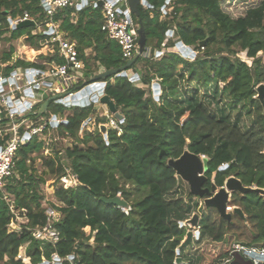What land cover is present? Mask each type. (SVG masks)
Segmentation results:
<instances>
[{
    "label": "trees",
    "instance_id": "1",
    "mask_svg": "<svg viewBox=\"0 0 264 264\" xmlns=\"http://www.w3.org/2000/svg\"><path fill=\"white\" fill-rule=\"evenodd\" d=\"M148 1L151 7L139 6L148 54L140 56L131 68L139 78L131 80L133 73L129 72L108 78L105 87V94L123 115L118 118L121 133L110 129L106 139L98 129L90 132L84 128L95 112L92 103L70 106L72 114L59 124L79 143L65 149L68 163L63 157L45 156L43 164L60 176L71 167L79 183L55 190L62 202L58 207L62 217L56 223L61 238L55 245L35 239L31 231L47 220L38 191L43 179L30 168L36 160L33 154L40 152L46 141L32 135L18 148L14 172L5 189H0V264H41L51 261L53 253L63 258L62 264H71L69 256L75 264H222L229 257L238 241L233 230L239 224L233 219L228 222L215 207L205 210L201 197L191 192L189 183L168 162L188 149L208 158L205 186L215 183L221 187L234 175L244 185L264 188V105L258 98V86L264 83V58L259 56L264 51V0L239 17L225 12L220 0ZM76 10L60 9L53 19L77 41L86 74L99 66L124 65L127 61L121 46L101 29V7L82 8L73 23ZM25 12L34 18L46 17L42 0H0V36L6 31L12 39L26 35L31 44L40 47L39 40L46 34H32L36 25L12 28L10 24V19ZM133 18L140 23L138 16ZM171 30L173 36H169ZM179 41L201 55L189 57L179 49L170 50ZM235 46L245 51L246 59L222 54L234 52ZM86 48H92L88 55ZM158 51L163 53L157 55ZM13 52L11 46L0 56V67L12 60ZM47 59L65 62L57 53ZM23 66L46 69V64L22 59L5 69L10 73ZM155 80L161 90L157 99L152 89ZM57 104L62 112L66 108L51 100L49 110L56 115ZM3 118L0 123L6 122ZM106 120L100 117L97 123ZM224 165L228 166L222 168ZM142 190L145 194L138 197ZM119 192L132 207L129 214L108 201ZM5 195L27 220L20 231L10 230L19 215L11 210ZM232 202L240 205L247 217L256 218L257 231L247 244L264 246V195L255 190L233 192ZM195 213L200 217L196 225L199 235L177 254L188 231L181 222ZM195 241L199 245L206 242L200 252L193 251ZM25 244L29 262L19 257Z\"/></svg>",
    "mask_w": 264,
    "mask_h": 264
},
{
    "label": "built area",
    "instance_id": "2",
    "mask_svg": "<svg viewBox=\"0 0 264 264\" xmlns=\"http://www.w3.org/2000/svg\"><path fill=\"white\" fill-rule=\"evenodd\" d=\"M99 1H101L102 4H99ZM81 4H90L94 7H101L103 14L101 24L102 31L106 33L109 39L116 41L121 46L122 56L126 61L136 56L139 51L137 32L139 24L134 21L128 0H42V5L50 18V23H48L46 30H44L46 37L43 42L51 45L53 51L55 50L59 57L64 58L65 62L58 63L56 60H53V64H51L50 69L47 70H41L33 67L27 68L25 76L28 85L25 87L24 84H20L19 86L17 77L20 76V74L17 71V68L11 71L10 75H3L0 73V120L3 118L1 117L2 112L7 113L8 116L10 114V116L13 117L18 113L25 112L28 109L30 110L34 105L32 99L35 98L37 94H41L43 86H56L57 84L55 79L60 81L62 87L64 88L63 90L65 91V85L70 83L74 78L78 77L81 73L80 71L85 69V62L79 57V51L76 44L67 36L62 34L59 23L53 19V15L58 10L69 7H78V5ZM144 6L151 7V5ZM162 11L163 13H167V10L164 7ZM27 19L35 20L33 16H31L28 12H25L24 15L19 17L15 23H19ZM162 53L163 51L157 52V54ZM191 54L192 52L189 53V55ZM105 70V67L99 66L98 73ZM41 74L44 75V77L41 78ZM138 78V73H133V79L131 78V80ZM93 83L96 84L97 82L95 81ZM16 85L23 90L21 95L14 94L12 88ZM57 87V92L62 91L60 86ZM74 93L75 91H69L66 96L73 95ZM54 96L60 98L62 95L58 93ZM101 96L102 95H99V97ZM57 119L58 117L56 118V121L53 122V118H51L50 123L47 125L35 128L32 132L27 130L23 133H18L15 136L8 137L6 140L5 138L7 133L3 136L0 135V141L3 140V143H0V189H5L8 178L14 172L15 157L18 148L25 144L32 135H38L39 133L46 131V129L58 126L60 122ZM90 120L91 118L87 119L83 126ZM118 121L119 120L116 117L112 121V124H115V128L121 131ZM66 133L70 135L68 131H66ZM27 134L29 137H27ZM105 138H108L107 130ZM59 180L60 186L64 188L74 187L79 183L76 173L68 169L65 174L59 177ZM118 194L121 195L120 192ZM4 198L9 201L11 210L16 213L13 201L8 197V195H5ZM119 207L126 214H129L132 208L130 205H119ZM234 207L235 206H230L228 202L226 209L227 211H233ZM44 208L47 218L46 223L33 227L31 229L32 235L35 239L41 241L42 243H51L55 245L61 238V234L56 223L60 221L62 213L54 205H44ZM10 225H16V220H13ZM197 231L199 230L196 226V233ZM195 235L197 236V234ZM235 253H240L246 259L251 260L253 264H264V246L259 248L254 244L251 245L240 241H235L233 243L229 257L222 264H237L235 263ZM68 258H70V256ZM41 264H62V258L57 253H53L51 261L43 260Z\"/></svg>",
    "mask_w": 264,
    "mask_h": 264
},
{
    "label": "rangeland",
    "instance_id": "3",
    "mask_svg": "<svg viewBox=\"0 0 264 264\" xmlns=\"http://www.w3.org/2000/svg\"><path fill=\"white\" fill-rule=\"evenodd\" d=\"M261 1L262 0H220V7L225 12L229 13L232 17H239L241 15H245L246 11L249 8L259 5ZM44 11L46 14L45 19L40 18V17L35 18L36 28L32 31V34L34 35H36L37 33H44V30H46L48 23H50V18L48 17L49 15L47 14L45 8H44ZM18 18L19 17L12 19V22H10L12 28H14L13 23H15ZM58 23L61 29L60 22ZM10 37H11L10 31H6L0 36V56H2L5 52H8L11 46L14 47L12 60L10 62L1 64L0 73H2L3 75H10L11 73H8L7 69H5L7 64L12 65L19 59H22L26 62L46 64V70L50 69L51 67L50 65L53 64V60L48 61L47 57L55 55L56 51L55 50L53 51L51 45H48L46 42H43L44 39L39 40V43L41 45L39 47L36 44H31L26 39L27 38L26 35H23L17 39H12ZM233 49L235 53L232 51H225L222 54L231 53L233 54L234 57L246 59L245 51H242L239 46H235ZM170 50L178 51V48L177 47L171 48ZM197 53L198 52H195V55L197 56L201 55V53L199 54ZM259 56H262L264 58V51H260ZM29 67L31 66H23V67L17 68V71L20 74V76L17 77L19 86L20 84H24V87L28 85L25 74H26V69ZM97 71L98 69L93 70L94 73ZM129 72L134 73L132 70H130ZM86 73H87V68L83 72V76L79 74L78 77L74 78L70 83L65 85L66 86L65 91L63 90L64 88L62 87L60 81L58 79H55L56 84H57L56 86H52V87L43 86L41 89L42 91L41 94H37V96L32 99V102L34 103V105L30 110L28 109L25 112L18 113L17 115L13 117H11L10 114L9 116L7 115V113L6 115L4 114L5 117L3 119H7V120L6 122L0 124V135L3 136L7 133V137H10V136L12 137V136L17 135L18 133H23L27 130H30L32 132L33 129L39 128L43 125H47L48 123H50V119L52 118L53 113L50 112L49 105L47 106L45 110L40 112V108L43 105V103L45 101H49V104H50L52 97L58 93L62 95L61 97H63V96H66L69 91L70 92L76 91L77 86L81 85L85 81H89L92 78L91 76H89V74H86ZM40 77L42 78L44 77V75L41 74ZM155 83H158L157 80L153 82L152 89L155 94L154 96H156V99H157L159 94L161 93V90L159 88V85L158 87L154 86ZM19 86L16 85L14 88H12L14 91V94L16 95H19V94L21 95L23 92V90L19 88ZM57 86H60V89H62V91L57 92L56 91L58 90ZM60 104H64V103H60ZM92 104L94 105L95 112L92 114L91 120L84 125V128H86L90 132H95V130L97 129L101 132L100 130L101 125H105L107 127L106 129L107 131L110 129H116L114 126L115 124H112V121L116 118V116H115V113L111 111L109 105L106 103L100 102V101L98 103H92ZM56 106L59 109L57 112V117H58L57 120L60 123L65 121L68 115L72 114V110L70 106H66L64 104L66 108L64 109L63 112L61 111V105L57 104ZM117 111L119 110L117 109ZM100 117H106L107 120L105 122L98 124L97 121H98V118ZM83 132L84 130L82 129L78 133L79 138L83 137ZM120 133L121 131H119L118 134ZM38 136H39V139H43L44 141H46V144L40 152L33 154V156L36 157V160L33 162L30 168L32 171L34 170L36 175H38L39 177L43 179V181L39 182V186H38V191L42 195V205L43 206L44 205H54L56 208H58L62 206V202L55 196V190L57 189L58 186H60V180H59L60 174L57 173L56 170L55 172H53L50 168L44 165L43 157L51 156V157H56V159H58V157H63L64 163H68L69 159L64 157L65 149L67 147H72L75 143H79V139L72 135H68L66 132L64 133V131L61 130L59 125L54 126L50 129H46V131L39 133ZM28 162L30 163V159L28 160ZM56 167H57V163H56ZM68 170H72L71 167H68ZM184 185L185 186L182 189H184V193H187L188 192L187 185L186 184ZM145 192H146L145 190H142V191H139L136 195L138 197H141L145 194ZM118 195L120 196V194ZM232 199H233V193L230 196L229 205L239 206L242 209L240 205L233 204ZM200 200L203 203V208L207 210L208 208L205 207L203 198H200ZM242 211L244 210L242 209ZM16 213L19 215L17 219H15L16 225L14 226L10 225V230L15 229L17 231H20L21 223L23 222L25 223L26 219L20 216L19 210H16ZM243 213L245 215L243 217V220H239V216L236 213H233V218H232L233 222L239 224L238 226H236L237 224H235L236 228H234L233 231L236 236V240L243 242V243H247L248 241L254 238L255 233L257 231L256 218H254L252 215H250V217L249 216L247 217V214L245 212ZM212 214L214 215L216 219L218 218L216 213L213 212ZM183 225L188 226L187 230L192 231L193 236L197 234L196 225H192L189 223H186ZM205 243L206 242L204 243L202 242L199 245V243L195 241L193 251L200 252L203 249ZM26 246L27 244L22 246L19 257L21 258L23 257L24 261L29 262L30 258L26 256ZM69 259L71 260V264H75L72 261L73 260L72 257H70ZM62 261H63V258H62Z\"/></svg>",
    "mask_w": 264,
    "mask_h": 264
},
{
    "label": "water",
    "instance_id": "4",
    "mask_svg": "<svg viewBox=\"0 0 264 264\" xmlns=\"http://www.w3.org/2000/svg\"><path fill=\"white\" fill-rule=\"evenodd\" d=\"M99 4H102V2L99 1ZM128 4L132 14L138 16L140 21L139 27L137 29L139 51L136 54V56L128 60L124 65L120 67L106 69L105 71L96 74L89 81L83 82L81 85L76 87V91L73 95L60 97V98H58L57 96H53L52 100L58 103H64L66 106H87L90 105L91 103H98L100 101L108 104L111 111L115 113V116L117 118L123 119V115L120 114L119 111H117V106L114 100L109 95L104 94L106 80L108 78H113L118 75H128L129 71L131 70L132 66L136 63L138 58L142 55L148 54V50L146 47L147 34L145 31L143 21L140 17L141 13L139 6L140 4L149 6L150 3L148 0H128ZM10 22H12V19H10ZM30 25H36V21L33 19H27L19 23H13L14 28L30 26ZM203 42L204 41H202V43ZM176 47L184 56L193 57L195 55V51L190 46L186 45L183 41L177 42ZM191 52L192 54L189 55V53ZM131 78L133 79V74L131 75ZM95 81L97 82L96 84L93 83ZM158 85H159L158 83H155L154 86L158 87ZM258 91H259L258 98L261 100L262 104L264 105V83H261L258 86ZM85 92H88L87 93L88 95L83 97L82 94H85ZM99 95L102 96L99 97ZM48 105H49V101H45L40 108V112L45 110ZM56 116L57 115L55 114L52 116L53 122L56 121ZM106 129L107 127L105 125H101L100 130L102 133L105 134V136H106ZM27 137H29L28 134ZM168 164L174 168V170L178 175H180L184 180H186L189 183L191 192L194 195L203 198L204 205L206 208L215 207L219 215L224 219H226L228 222L232 220L233 213H237L243 217L245 216L242 209L239 206H235L233 208V211H227L226 209L227 203L229 202L230 196L233 192L237 191L242 194H245L248 191L255 190L260 192L262 195H264V188L244 185L243 182L234 175L228 177L224 185L221 187H218L215 183H213L211 187L208 186L205 187L204 185L208 180V177L206 175V171L208 169V158L205 155L193 153L188 149H186L180 157L171 158ZM227 166L228 165H224L222 168ZM108 201L113 202L117 205H127L126 202L123 201V199L119 195L114 198L108 199ZM199 218H200L199 214L195 213L192 218L186 220V223L197 225ZM186 223L181 222V226ZM198 235H199V231H197V236ZM192 237H193V232L188 231L186 238L184 239L180 247L176 249L177 254H179L180 248L182 246H186L191 242ZM254 245L259 248L263 247V243H255ZM235 263L253 264L251 260L246 259L240 253H235Z\"/></svg>",
    "mask_w": 264,
    "mask_h": 264
},
{
    "label": "crops",
    "instance_id": "5",
    "mask_svg": "<svg viewBox=\"0 0 264 264\" xmlns=\"http://www.w3.org/2000/svg\"><path fill=\"white\" fill-rule=\"evenodd\" d=\"M168 2H169V0H168ZM86 5H87V7H94V6H92V5H90V4H81V5H78V7H75L77 10L75 11V12H73V14H72V16H73V18H72V21H73V23H76L77 22V19H78V15H77V12L79 11V10H81L82 8H84V7H86ZM164 14H166V13H164ZM163 14V15H164ZM61 32H62V34L64 35V36H67L71 41H73L75 44H76V46H77V41L75 40V39H72L71 37H70V35H69V32L67 31V30H65V29H63V27H62V25H61ZM173 34H174V30H171L170 31V34H169V36H173ZM92 52V48H86L85 49V53L88 55V54H90ZM86 69V68H85ZM85 69L84 70H82V71H80L81 73V75L83 76V72L85 71ZM133 71V70H132ZM99 72V69H98V71L97 72H91V73H89V76H91V77H94L97 73ZM134 72V71H133Z\"/></svg>",
    "mask_w": 264,
    "mask_h": 264
},
{
    "label": "bare ground",
    "instance_id": "6",
    "mask_svg": "<svg viewBox=\"0 0 264 264\" xmlns=\"http://www.w3.org/2000/svg\"><path fill=\"white\" fill-rule=\"evenodd\" d=\"M91 90H92V89H91ZM87 93H88V92H85V94H82V96L85 97L86 95H88ZM83 97H82V98H83ZM184 223H185V222H184Z\"/></svg>",
    "mask_w": 264,
    "mask_h": 264
},
{
    "label": "flooded vegetation",
    "instance_id": "7",
    "mask_svg": "<svg viewBox=\"0 0 264 264\" xmlns=\"http://www.w3.org/2000/svg\"><path fill=\"white\" fill-rule=\"evenodd\" d=\"M205 186V185H204ZM206 187V186H205Z\"/></svg>",
    "mask_w": 264,
    "mask_h": 264
}]
</instances>
